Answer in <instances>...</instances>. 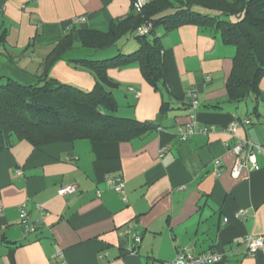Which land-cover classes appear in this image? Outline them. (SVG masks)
<instances>
[{
    "label": "crops",
    "instance_id": "0c3cea01",
    "mask_svg": "<svg viewBox=\"0 0 264 264\" xmlns=\"http://www.w3.org/2000/svg\"><path fill=\"white\" fill-rule=\"evenodd\" d=\"M136 1L153 0H0V31L7 39L0 79L36 84L46 58L72 27L106 32L132 14ZM156 33L164 49L163 93L137 64L109 71L133 94L124 118L156 123V129L126 142L79 139L34 148L18 141L0 150V264H169L181 253L209 251L220 257L215 264H264V254L249 256L246 245L249 236H264V156L257 155L258 169L237 179L231 150L239 140L264 147V79L259 100L251 95L232 104L226 83L233 46L194 25ZM50 76L89 90L95 84L91 74L65 61ZM189 92L197 96L196 107ZM193 122L208 132L181 140L180 129ZM233 123L235 132L229 130ZM109 177L124 180L123 194ZM69 185L77 191L60 196ZM23 205L29 222L38 224L29 236L21 225Z\"/></svg>",
    "mask_w": 264,
    "mask_h": 264
},
{
    "label": "trees",
    "instance_id": "16d2710c",
    "mask_svg": "<svg viewBox=\"0 0 264 264\" xmlns=\"http://www.w3.org/2000/svg\"><path fill=\"white\" fill-rule=\"evenodd\" d=\"M186 25L206 29L236 49L226 83L228 101L240 105L251 95L259 100L264 79V0H153L141 10L133 7L129 17L114 21L106 32L72 27L46 58L44 74L36 84L26 86L1 78L0 150L18 141L34 148L79 139L126 142L156 129V123L117 117L112 91L119 84L109 71L137 64L154 90L163 93L164 49L156 31L162 27L168 34ZM5 33L0 31V48L7 45ZM123 39L137 41L134 52L121 51ZM78 46L96 52L120 51L105 60L68 58ZM6 56L14 61L12 55ZM60 61L91 74L94 87L83 90L52 78L51 69ZM164 106L165 110L168 103Z\"/></svg>",
    "mask_w": 264,
    "mask_h": 264
},
{
    "label": "built area",
    "instance_id": "2783aa9c",
    "mask_svg": "<svg viewBox=\"0 0 264 264\" xmlns=\"http://www.w3.org/2000/svg\"><path fill=\"white\" fill-rule=\"evenodd\" d=\"M143 7V3L140 1H136L134 3V8L136 10H141ZM85 19L79 18L77 20L78 23L84 22ZM133 90V89H132ZM136 96L139 97L140 94L136 93ZM188 98L191 100V104L193 107H196L197 105V96L193 92L188 93ZM194 118V116H193ZM245 124H250V120H246ZM238 124L233 123L229 130L231 132H235L237 130ZM197 132H208V129H201L197 131L196 128V122H193L186 126L183 129H180V138L181 140H187L188 137L196 134ZM232 152L234 153L236 159L235 164L232 168V174L235 178H241L244 170H255L259 168V163L257 159V155L260 154L264 156V147L255 144L251 141L246 140H239L232 148ZM220 171H218L219 174ZM109 184L114 188V190L119 193H124V187L125 182L121 177H109L108 178ZM77 191V186L75 185H69L64 186L60 188L59 195L65 196L68 194H74ZM3 211V206L0 204V213ZM20 219H21V225L23 228V232L25 236H29L31 234H34L38 231V224L37 223H31L28 220V212L26 211V206L23 205L20 209ZM135 242L139 243L141 241V238L138 236H133ZM246 245H247V255L249 256H255L258 253L264 254V236H249L246 239ZM134 249V248H133ZM131 249V250H133ZM130 250V251H131ZM61 255L58 257L60 258ZM100 259L103 258V255L99 256ZM220 259L219 255L216 252L209 251L206 253H203L201 255H198L196 257L188 254V253H181L178 255L176 260L169 264H215ZM61 264H65L62 262Z\"/></svg>",
    "mask_w": 264,
    "mask_h": 264
},
{
    "label": "rangeland",
    "instance_id": "374dc122",
    "mask_svg": "<svg viewBox=\"0 0 264 264\" xmlns=\"http://www.w3.org/2000/svg\"><path fill=\"white\" fill-rule=\"evenodd\" d=\"M136 45L138 46L137 41L135 39H130V40L123 39L119 43V48L125 49V51H126L125 54H128V53H132V52L135 51ZM111 50H117V48H111L109 50L96 52V51L89 50V49H83V48L78 46L77 49H75L73 51H70L67 54V57L72 59L74 57H83V58H85V57L89 56L91 60H105V59H109V58H112L113 56H115V55H109V57H105L104 58V55H107V53L110 54ZM69 84L74 85L76 87H79V88H81L83 90H89V89L83 88V87H81V86H79V85H77L75 83H69ZM112 92H113V96H114V98H115V100L117 102V105H118V110H117V114L116 115L119 118H124L123 112L130 105L129 103H132L131 101L133 100L132 99L133 98V94L132 95L129 94L128 88L124 84H119V87L117 89H114ZM255 108H258V103H255L251 107V112L252 113L255 111Z\"/></svg>",
    "mask_w": 264,
    "mask_h": 264
}]
</instances>
